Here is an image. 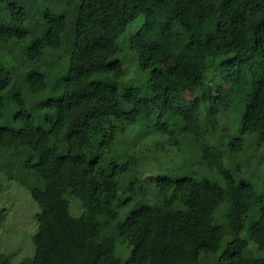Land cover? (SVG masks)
<instances>
[{
    "label": "trees",
    "instance_id": "16d2710c",
    "mask_svg": "<svg viewBox=\"0 0 264 264\" xmlns=\"http://www.w3.org/2000/svg\"><path fill=\"white\" fill-rule=\"evenodd\" d=\"M50 1L0 0V172L40 206L19 264L264 262V0ZM164 137L190 176L138 170Z\"/></svg>",
    "mask_w": 264,
    "mask_h": 264
},
{
    "label": "rangeland",
    "instance_id": "374dc122",
    "mask_svg": "<svg viewBox=\"0 0 264 264\" xmlns=\"http://www.w3.org/2000/svg\"><path fill=\"white\" fill-rule=\"evenodd\" d=\"M47 9L55 12H68L66 4L58 0L47 3ZM58 53L63 57V61L66 59L67 63L68 57H66L63 50ZM121 57L124 66L128 68V72L127 76L122 77L120 81L122 83L133 82L135 85L142 86L145 75L141 76L136 71L137 69L134 68L136 66L132 65V57L127 51H123ZM50 93V90H47L42 95L34 97L33 105L35 106ZM9 111L11 110H7L6 116L0 121V127L8 126L17 129L19 125L10 116ZM218 117L219 121L224 123L225 116L219 115ZM163 139L161 138L162 142ZM192 142L196 144L193 139ZM192 146L193 144L185 142L181 151H179L169 144L167 137L165 138L164 149L162 147L163 151H155L151 149V146H149L150 150L146 151L144 146H137L136 150L143 158L138 170L141 172L147 171L145 176L158 174L190 176L192 171L187 163L188 161L192 163L197 159L196 154H193ZM67 197L72 207H74L77 204L76 200L70 195ZM39 213L40 206L32 198L30 191L16 181L7 179L0 172V252L11 256L14 264H19L23 260H30L34 256V236L38 231L37 215ZM235 230L240 231L238 227ZM122 248L127 249V252L122 253ZM118 256L123 261L127 260L130 256V248L126 245H119ZM257 264H264V262L259 260Z\"/></svg>",
    "mask_w": 264,
    "mask_h": 264
}]
</instances>
